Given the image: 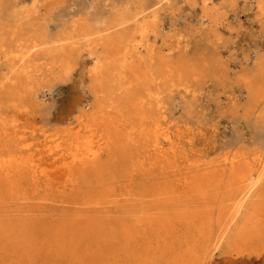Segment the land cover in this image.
Wrapping results in <instances>:
<instances>
[{
  "label": "rangeland",
  "instance_id": "rangeland-1",
  "mask_svg": "<svg viewBox=\"0 0 264 264\" xmlns=\"http://www.w3.org/2000/svg\"><path fill=\"white\" fill-rule=\"evenodd\" d=\"M126 2L134 7L159 0H65L46 16L42 33L53 38L76 19L84 20L86 26L103 25ZM155 10L158 33L150 41L197 74L189 93L167 94L161 101L164 107L155 112L179 139L180 173L184 159L217 164L234 154L254 157L264 153V99L256 105L251 99L252 87L264 90V15L258 0H211L207 5L203 0H161ZM74 58L68 71L46 65L33 73L34 104L17 119L28 131L36 127V142L68 129L81 131L82 121L86 124V117L97 106L91 91L94 80L89 77L97 58L87 50ZM7 69L1 66L0 76ZM144 149L118 148L112 156L101 153V175L89 172L76 192L64 189L61 179L53 175L50 186L43 181L38 185L28 182V200L0 201V264L124 263L119 247L123 241L114 235L142 210L138 200H125L124 195L139 198L172 175L167 168H155L152 163L157 158ZM258 173H253L251 181ZM229 177L227 172L224 178ZM99 198L105 207L85 204V200ZM245 202L249 207L255 202L264 206L261 181ZM247 213L237 216L231 234L219 241L211 255L194 264H264V241L239 246L235 240ZM217 235L207 252L216 244Z\"/></svg>",
  "mask_w": 264,
  "mask_h": 264
},
{
  "label": "bare ground",
  "instance_id": "bare-ground-1",
  "mask_svg": "<svg viewBox=\"0 0 264 264\" xmlns=\"http://www.w3.org/2000/svg\"><path fill=\"white\" fill-rule=\"evenodd\" d=\"M64 1L0 0V67L8 66L0 76V201L28 200L25 185L43 181L50 186L53 175L61 179L64 189L76 192L89 172L101 175V153L112 156L118 148H145L157 158L154 167L167 168L172 175L139 198L124 195L125 200H138L142 210L114 235L123 241L122 264L197 263L231 234L237 216L248 208L235 240L239 246L264 241V206L256 205L258 199L253 207L245 202L258 182L264 184V153L234 154L217 164L184 159L180 173L179 139L168 123L155 117L167 94L189 93L197 76L150 41L158 33L155 8L161 0L134 7L126 2L100 26L72 20L50 38L42 33L46 16ZM209 1L203 0L204 5ZM258 3L264 15V0ZM82 50L97 58L89 73L97 106L87 114V123L82 121V133L68 129L49 136L42 132L43 140L36 142V127L28 131L17 119L34 104L33 73L46 65L68 71ZM36 60L45 61L35 65ZM251 92L254 105L264 99L262 87H252ZM227 172L231 177L225 180ZM253 173L258 176L251 181ZM101 200H85V204L105 207ZM216 234L218 240L209 253Z\"/></svg>",
  "mask_w": 264,
  "mask_h": 264
}]
</instances>
